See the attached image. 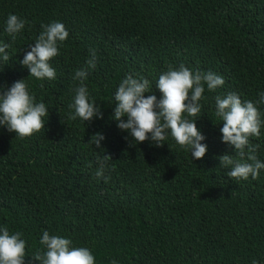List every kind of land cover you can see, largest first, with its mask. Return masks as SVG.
<instances>
[{
    "label": "trees",
    "instance_id": "16d2710c",
    "mask_svg": "<svg viewBox=\"0 0 264 264\" xmlns=\"http://www.w3.org/2000/svg\"><path fill=\"white\" fill-rule=\"evenodd\" d=\"M9 14L28 22L14 42L5 31ZM52 21L69 36L49 61L56 79L37 80L20 61L41 24ZM0 42L11 44L0 89L25 79L48 108L44 129L29 137L0 126V227L22 233L25 264L46 250L44 231L88 248L95 264H264V169L255 180L227 177L218 157L235 151L222 143L215 115L217 95L255 102L264 92V0H0ZM90 48L98 59L84 84L103 118L70 120L73 76ZM181 64L225 80L203 93L195 121L207 145L200 160L170 135L161 147L131 141L112 119L126 75L148 79L145 96L159 100L160 74ZM257 107L264 120V104ZM96 133L105 137L101 148L88 143ZM250 143L264 162V125ZM104 154L112 158L108 182L95 176Z\"/></svg>",
    "mask_w": 264,
    "mask_h": 264
},
{
    "label": "clouds",
    "instance_id": "9594fccd",
    "mask_svg": "<svg viewBox=\"0 0 264 264\" xmlns=\"http://www.w3.org/2000/svg\"><path fill=\"white\" fill-rule=\"evenodd\" d=\"M27 23L19 16L9 14L5 31L13 42ZM41 29L34 45L29 46L30 51L26 52L20 64L27 68L29 76L37 80H54L56 72L49 61L60 54L59 46L68 38L69 33L59 21L41 24ZM10 47L11 44L0 42V61L7 63L10 60L11 56L7 51ZM97 59V50L90 48L85 67L75 71L73 80L79 81V85L73 89L75 95L68 105L70 111L67 115L70 120L80 118L83 122H90L93 118H103L99 105L95 100L89 99V92L84 84L89 70L95 69ZM224 83V78L212 71H193L184 64L178 68L169 65L160 74L155 85L161 93V98L157 100L155 95L145 96L151 91L148 79L139 74H128L120 82L114 95L112 119L119 130L129 134L131 141H151L156 147H161L164 145L162 142L170 135L182 149L189 151L192 159L200 160L207 152V145L202 143L205 137L196 127L195 121L201 114V101L205 99L203 93L205 87L212 92ZM257 95L255 102L242 101L235 92L215 97V115L223 125L220 128L222 143L235 151V157L228 154L218 157L219 166L229 169V179L247 180L251 176L255 180L260 170L264 169V162L256 155L259 145L250 143L251 137L260 136L264 125L257 107L264 104V92ZM47 116V106L43 102H35L34 96L29 94L25 79L15 81L7 89H0V126L6 127L10 133L21 138L38 133L44 129L43 118ZM104 139L101 133H96L88 143L101 148ZM109 161H112L111 156L104 154L98 159L95 171V176L103 177L105 182L110 179L104 175ZM88 167L92 165L89 164ZM112 170H115L114 166ZM21 237L22 233L19 231L10 234L6 225L0 227V264H25L26 241ZM40 244L46 250L43 254L39 250L34 254L33 264H95L91 251L86 247H71V239L44 231ZM110 264H117V261L112 260ZM252 264L258 262L253 260Z\"/></svg>",
    "mask_w": 264,
    "mask_h": 264
}]
</instances>
